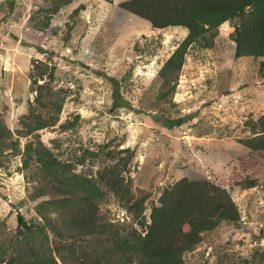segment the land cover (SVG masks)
<instances>
[{"label":"rangeland","instance_id":"374dc122","mask_svg":"<svg viewBox=\"0 0 264 264\" xmlns=\"http://www.w3.org/2000/svg\"><path fill=\"white\" fill-rule=\"evenodd\" d=\"M124 1L0 0L2 117L16 137L31 108L46 113L36 97L59 98L60 120L39 133L94 176L120 148H134L127 175L144 205L130 212L110 194L101 210L142 233L152 205L180 178L224 186L239 206L240 222L206 233L185 263L223 264L227 254L229 264H264V150L245 142L262 127L264 57H236L231 34L239 21L226 20L212 43L189 45L176 90L159 98V70L189 29L154 27ZM114 78L126 99L120 106ZM177 119L181 124L172 126ZM21 140L24 145L27 137ZM26 172L20 153L0 156V232L17 228L19 212L35 215Z\"/></svg>","mask_w":264,"mask_h":264},{"label":"trees","instance_id":"16d2710c","mask_svg":"<svg viewBox=\"0 0 264 264\" xmlns=\"http://www.w3.org/2000/svg\"><path fill=\"white\" fill-rule=\"evenodd\" d=\"M122 5L149 19L154 27L189 29L159 70V98L176 90L189 45L203 40L212 43L226 20L239 21L231 34L236 57H264V0H126ZM261 68L264 71V59ZM113 82L114 104L120 106L126 99L120 80ZM45 100L42 95L36 97L46 113L31 108L16 137L0 113V156L8 150L22 155L32 188L30 198L36 201L33 217L19 212L17 228L0 232V264H186V253L198 247L206 233L224 222H240L241 211L227 188L207 178L188 177L164 189L152 205L146 233L107 217L101 204L110 194L130 212L144 205L145 197L135 196L132 177L127 175L136 150L120 148L99 176L78 170L39 133L60 120L63 107L59 98ZM173 122L172 126L180 125L182 119ZM260 122L262 127L245 140L256 150H264V116ZM62 125L67 127L66 122ZM22 136L27 137L24 145ZM253 185V180L247 184ZM222 257L223 264L232 258Z\"/></svg>","mask_w":264,"mask_h":264}]
</instances>
